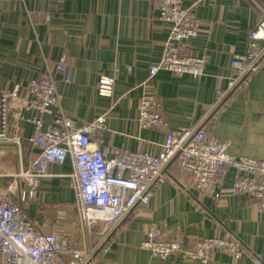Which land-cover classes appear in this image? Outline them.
I'll list each match as a JSON object with an SVG mask.
<instances>
[{
  "label": "crops",
  "instance_id": "crops-1",
  "mask_svg": "<svg viewBox=\"0 0 264 264\" xmlns=\"http://www.w3.org/2000/svg\"><path fill=\"white\" fill-rule=\"evenodd\" d=\"M193 2L200 33L185 49L206 58L205 75L159 70L146 81L148 66L159 59L169 32L151 0H0V91L36 79L46 64L62 60L71 70L69 82L57 76L62 107L78 121L106 116L99 133L106 156L120 148L160 151L165 132L137 122L140 96L150 92L170 128L205 122L209 133L228 141L229 154L264 160V56L209 115L213 90L226 86L232 56L245 51L248 32L264 14V0H182V6ZM101 74L115 78L111 97L96 93ZM22 95L26 97L24 91ZM50 121L44 116L45 124ZM8 123L11 130L15 125L21 129L24 161L34 158L37 151L27 141L32 125L16 120L12 111ZM49 171L51 176L39 185L42 196L24 209L37 230L47 232L57 218L60 233L71 234L75 193L69 158ZM232 181L233 172H226L220 176L221 196H206L170 165L148 203L135 207L117 225L96 264H201L180 255L151 257L139 246L151 224L187 245L220 236L244 246L240 258L214 251L204 264H255L253 259L264 264V218L253 217L246 196L230 193Z\"/></svg>",
  "mask_w": 264,
  "mask_h": 264
},
{
  "label": "built area",
  "instance_id": "built-area-1",
  "mask_svg": "<svg viewBox=\"0 0 264 264\" xmlns=\"http://www.w3.org/2000/svg\"><path fill=\"white\" fill-rule=\"evenodd\" d=\"M151 1L169 32L159 59L148 66L146 81L159 70L194 78L205 75L206 58L185 49L200 33L197 2L183 7L182 0ZM263 56L264 14L248 32L245 51L232 56L226 86L213 90L209 115L256 70ZM57 76L65 82L71 77L62 60L46 64L38 78L0 91V264H96L108 250L117 225L135 207L148 203L153 187L172 164L197 192L214 198L222 194L220 176L232 171L230 193L246 196L253 217L264 218V160L229 154L228 141L209 133L205 122L170 128L157 96L150 92L140 96L137 122L142 128L165 132L160 151L120 148L106 156L99 139L106 116L78 121L69 115L61 104ZM114 82V76L99 75L96 93L111 97ZM11 111L16 120L33 127L27 141L37 153L27 162L21 154V129L8 127ZM44 116L51 117L49 124L44 123ZM67 158L73 168L70 177L75 193L71 234L60 233L57 218L47 232L39 231L24 206L42 196L39 185L51 176L49 167ZM139 246L154 258L180 255L201 264L214 251L227 252L233 258L245 253L241 241L233 237H201L187 245L169 238L156 224L149 226ZM253 261L259 264L258 259Z\"/></svg>",
  "mask_w": 264,
  "mask_h": 264
}]
</instances>
